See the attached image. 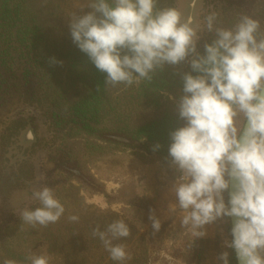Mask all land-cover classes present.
<instances>
[{
	"label": "clouds",
	"instance_id": "obj_1",
	"mask_svg": "<svg viewBox=\"0 0 264 264\" xmlns=\"http://www.w3.org/2000/svg\"><path fill=\"white\" fill-rule=\"evenodd\" d=\"M198 6L199 0H190L185 14L161 0H82L67 14L68 26L72 42L106 74V89L150 84L166 66H190L182 74V95L170 97L184 123L169 133L175 202L168 214L191 237L190 248L207 235L206 226L232 218V239H224V246L235 251L238 264H264V24L241 12L224 26L219 12L199 15ZM205 32L214 39L201 54L197 45ZM30 198L39 206L20 210V231L55 224L66 211L50 187L31 189ZM149 220L159 232L154 209ZM91 235L116 264L131 259L120 243L131 235L124 220L104 230L97 225ZM217 260L229 264V252ZM0 264H51V257L30 251L22 262L4 258Z\"/></svg>",
	"mask_w": 264,
	"mask_h": 264
},
{
	"label": "rangeland",
	"instance_id": "obj_2",
	"mask_svg": "<svg viewBox=\"0 0 264 264\" xmlns=\"http://www.w3.org/2000/svg\"><path fill=\"white\" fill-rule=\"evenodd\" d=\"M188 1L177 0L176 7L187 14L190 11ZM81 2L82 0H8L7 8L0 15V51L7 54L3 57L4 62H0V91L6 85L9 87L17 84L19 78L29 70H39L42 85L40 98L44 106L35 105L38 108L36 114L41 124L51 128L54 139L48 140V145L40 155L38 188H52L66 209L57 223L36 228L26 225L24 231L19 230L22 221L18 215L0 235V261L8 258L22 262L33 251L49 255L51 264H116L109 258L99 239L92 237L91 232L97 225L104 230L107 224L125 217V199L121 191L147 165L148 160L136 155L141 151H123L115 145L94 140L71 123L66 124V132L59 133L42 116L47 114V107L52 101L56 100L61 109L68 111L73 102L90 97L92 91L99 87L98 82L94 85L95 88L87 83L72 86L67 78L65 58L58 56L56 51L54 56L47 48L48 42L49 47L58 42L62 45L73 43L67 14ZM76 11L82 14L79 9ZM87 11L89 9H84V12ZM35 30H39L40 35L35 36ZM19 35L26 38L29 48L18 42ZM42 39L46 40V44ZM50 58L63 63L50 65ZM102 86L105 94L99 93L97 97L98 104L108 107V113L105 114L106 125L113 126L118 117L126 118L131 113L135 125L164 118L170 121L172 128L184 123L178 117L174 100L170 99H178L182 92L177 97L162 94L159 107L146 108V103L136 100L135 92H131L136 90L135 86L126 90L122 87L106 89L105 84ZM14 97L9 100L7 97V104L14 102L17 106H25ZM116 107L117 113L114 110L111 112ZM58 161H61V169L57 167ZM37 206L38 202L31 198L25 205L30 209ZM147 209L144 214L135 211L129 214L132 221L143 230L138 237L131 234L120 241L126 245L131 255V259L125 264H222L217 257L224 251H230L223 242L224 239H232L231 218H224L218 224L223 233L212 249L199 240H195L190 248L189 240L187 246L168 251L164 250V242L161 240L162 229L154 233L149 220L150 209ZM70 215H77L79 220L69 221Z\"/></svg>",
	"mask_w": 264,
	"mask_h": 264
},
{
	"label": "trees",
	"instance_id": "obj_3",
	"mask_svg": "<svg viewBox=\"0 0 264 264\" xmlns=\"http://www.w3.org/2000/svg\"><path fill=\"white\" fill-rule=\"evenodd\" d=\"M189 2L190 0L188 5ZM8 4V0H0V15ZM161 4L176 7L177 0H161ZM197 10L199 15L211 11L219 12L224 26L233 23L241 12L254 13L264 24V0H199ZM1 19L3 20L2 16ZM39 33V30H35L34 34L36 36ZM18 37V42L29 48L26 45L28 44L26 38H22L20 35ZM37 39L39 40V37ZM213 39V33L205 32L198 42V51L203 54L204 43H211ZM42 41L46 44V40L42 39ZM47 48L54 56V51H56L58 56L65 58L67 78L72 86L78 83H87L95 88L94 85L98 82L99 87L92 91L90 97L73 102L68 111L61 109L60 103H57L56 100L52 101L47 107V114H42L43 118L49 120L59 133L66 132V124L71 123L77 126L79 131L93 137L94 140L115 145L117 149H123V151H141L136 155L141 159L148 160L147 165L168 164V148L171 143L169 133L175 129L171 127L168 119L150 120L135 125L132 122L134 120L133 113H131L126 118L118 117L113 126L106 125L107 115L105 114L108 113V107L98 104L97 97L99 93L104 92L105 94L102 85L105 84L106 74L99 72L87 55L81 52L74 43L62 45L58 42V44L54 43L49 47L48 42ZM6 55L0 51L1 63ZM190 71L191 68L188 65L166 66L157 73L150 84L142 83L136 87L135 91L131 90V92H135L136 100L146 103L144 104L145 107L148 106L146 108H157L160 105L162 94L176 95L177 97L182 92V74ZM192 74L196 75L194 72ZM98 76L101 77L98 78ZM37 78L38 80H35ZM40 79L41 75H39L38 69L35 72L29 70L19 78L17 84H12L9 87L6 85L0 91V126L2 125L0 127V235L9 228L18 217L20 210L30 200L31 189L38 188L40 155L48 145V140L54 139L51 128L41 124L36 114L38 108L35 105L44 106L41 104L40 98L42 93ZM7 97L8 100L12 97L17 98L16 101L25 106H17L18 104L14 102L7 104ZM48 97L46 96V98ZM113 110L114 113H117L118 108H112L111 112ZM156 144H160L161 147L153 151V146ZM60 163L61 161H58L57 167L61 169ZM121 194L125 199L123 202L125 217L121 219L128 223L131 234L138 237L143 229L132 221L129 214L134 211L144 214L148 207L154 209V205L150 198L140 194L137 176H135V180L132 179L125 184ZM227 198L226 192L225 199L227 200ZM187 245L188 242H184L181 246ZM229 264H238L233 249L229 251Z\"/></svg>",
	"mask_w": 264,
	"mask_h": 264
},
{
	"label": "crops",
	"instance_id": "obj_4",
	"mask_svg": "<svg viewBox=\"0 0 264 264\" xmlns=\"http://www.w3.org/2000/svg\"><path fill=\"white\" fill-rule=\"evenodd\" d=\"M174 179L175 173L168 164L160 163L145 166L137 175L140 194L151 199L155 213L161 220V240L164 242V250L168 251H175L184 242L191 240V237L181 229L178 219L168 214L169 204L175 202L169 191ZM222 222L223 220L206 226L207 235L196 240L207 244L212 249L223 233L218 226ZM180 264L183 263L180 262Z\"/></svg>",
	"mask_w": 264,
	"mask_h": 264
},
{
	"label": "water",
	"instance_id": "obj_5",
	"mask_svg": "<svg viewBox=\"0 0 264 264\" xmlns=\"http://www.w3.org/2000/svg\"><path fill=\"white\" fill-rule=\"evenodd\" d=\"M232 223H233V220H232V218H231V226H232ZM238 262V261H237Z\"/></svg>",
	"mask_w": 264,
	"mask_h": 264
}]
</instances>
